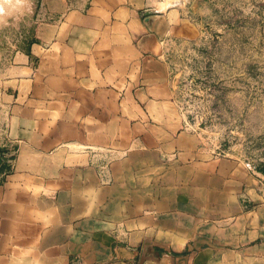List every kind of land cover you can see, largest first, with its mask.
<instances>
[{
  "label": "crops",
  "instance_id": "1",
  "mask_svg": "<svg viewBox=\"0 0 264 264\" xmlns=\"http://www.w3.org/2000/svg\"><path fill=\"white\" fill-rule=\"evenodd\" d=\"M184 6L37 0L2 92L0 264H264L255 172L235 169L231 209L185 187L213 165L175 108L165 45L192 33Z\"/></svg>",
  "mask_w": 264,
  "mask_h": 264
},
{
  "label": "rangeland",
  "instance_id": "2",
  "mask_svg": "<svg viewBox=\"0 0 264 264\" xmlns=\"http://www.w3.org/2000/svg\"><path fill=\"white\" fill-rule=\"evenodd\" d=\"M183 1L192 33L165 45L175 108L186 128L199 137L195 160L213 165L187 173L185 187L191 196H221L231 209L235 194L239 199L245 194L241 189L236 193V168L255 172L264 189V0ZM4 8L0 9V132L9 116L2 93L7 66L23 38L33 34L37 0H18L12 8ZM12 155V150L4 149L0 156ZM230 258L235 261V256Z\"/></svg>",
  "mask_w": 264,
  "mask_h": 264
},
{
  "label": "bare ground",
  "instance_id": "3",
  "mask_svg": "<svg viewBox=\"0 0 264 264\" xmlns=\"http://www.w3.org/2000/svg\"><path fill=\"white\" fill-rule=\"evenodd\" d=\"M18 3V0H0V9L5 7L4 9H10L12 6ZM1 18V17H0Z\"/></svg>",
  "mask_w": 264,
  "mask_h": 264
}]
</instances>
